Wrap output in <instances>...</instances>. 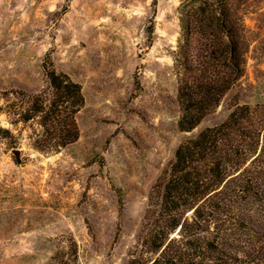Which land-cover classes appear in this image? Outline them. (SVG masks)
Returning a JSON list of instances; mask_svg holds the SVG:
<instances>
[{
	"label": "rangeland",
	"instance_id": "obj_1",
	"mask_svg": "<svg viewBox=\"0 0 264 264\" xmlns=\"http://www.w3.org/2000/svg\"><path fill=\"white\" fill-rule=\"evenodd\" d=\"M179 3L0 0L3 110L15 102L11 92L47 87L44 64L84 97L79 137L56 153L33 149L32 124L0 113V128L11 132L0 135V264H50L74 246L76 264H126L148 195L179 144L222 123L235 104H264V22L248 17L243 77L196 128L178 129Z\"/></svg>",
	"mask_w": 264,
	"mask_h": 264
},
{
	"label": "trees",
	"instance_id": "obj_2",
	"mask_svg": "<svg viewBox=\"0 0 264 264\" xmlns=\"http://www.w3.org/2000/svg\"><path fill=\"white\" fill-rule=\"evenodd\" d=\"M173 57L178 129L191 131L244 75L251 33L264 22V0H179ZM155 6V4H154ZM154 32L153 19L146 29ZM47 87L11 92L12 125L31 123L30 145L56 153L79 137L81 86L43 66ZM0 128V135H10ZM76 247L50 264H76ZM126 264H264V104H235L220 124L184 140L153 185Z\"/></svg>",
	"mask_w": 264,
	"mask_h": 264
},
{
	"label": "water",
	"instance_id": "obj_3",
	"mask_svg": "<svg viewBox=\"0 0 264 264\" xmlns=\"http://www.w3.org/2000/svg\"><path fill=\"white\" fill-rule=\"evenodd\" d=\"M13 152H14L16 158H18V156H19V151H18V150H13Z\"/></svg>",
	"mask_w": 264,
	"mask_h": 264
}]
</instances>
